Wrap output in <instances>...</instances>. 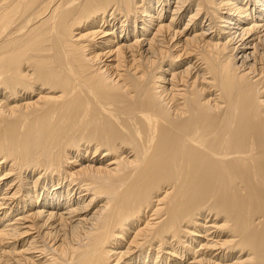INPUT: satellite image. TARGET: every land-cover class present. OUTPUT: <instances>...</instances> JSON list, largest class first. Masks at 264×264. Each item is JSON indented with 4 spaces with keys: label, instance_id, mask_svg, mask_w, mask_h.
<instances>
[{
    "label": "bare ground",
    "instance_id": "obj_1",
    "mask_svg": "<svg viewBox=\"0 0 264 264\" xmlns=\"http://www.w3.org/2000/svg\"><path fill=\"white\" fill-rule=\"evenodd\" d=\"M0 264H264V0H0Z\"/></svg>",
    "mask_w": 264,
    "mask_h": 264
}]
</instances>
